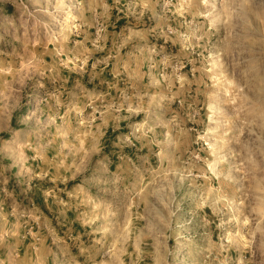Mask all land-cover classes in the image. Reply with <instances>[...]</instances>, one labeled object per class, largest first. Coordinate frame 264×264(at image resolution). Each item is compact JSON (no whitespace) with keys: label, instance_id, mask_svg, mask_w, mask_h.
Here are the masks:
<instances>
[{"label":"rangeland","instance_id":"374dc122","mask_svg":"<svg viewBox=\"0 0 264 264\" xmlns=\"http://www.w3.org/2000/svg\"><path fill=\"white\" fill-rule=\"evenodd\" d=\"M0 264H264V0H0Z\"/></svg>","mask_w":264,"mask_h":264},{"label":"bare ground","instance_id":"6f19581e","mask_svg":"<svg viewBox=\"0 0 264 264\" xmlns=\"http://www.w3.org/2000/svg\"><path fill=\"white\" fill-rule=\"evenodd\" d=\"M221 97L220 98H218V100H217V103L215 104V106L214 107H216L217 105H220V103H221Z\"/></svg>","mask_w":264,"mask_h":264}]
</instances>
